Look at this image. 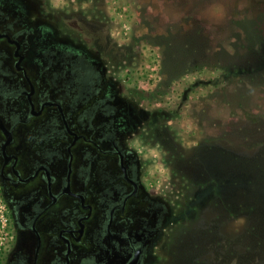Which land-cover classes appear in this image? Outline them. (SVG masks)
<instances>
[{
	"label": "flooded vegetation",
	"instance_id": "1",
	"mask_svg": "<svg viewBox=\"0 0 264 264\" xmlns=\"http://www.w3.org/2000/svg\"><path fill=\"white\" fill-rule=\"evenodd\" d=\"M49 1L0 0V197L9 220L0 264H159L181 206L150 181L137 136L164 140L170 115L132 97L97 45L61 36L47 20L58 16ZM70 4V21L99 17L97 5L91 16L81 1Z\"/></svg>",
	"mask_w": 264,
	"mask_h": 264
},
{
	"label": "rangeland",
	"instance_id": "2",
	"mask_svg": "<svg viewBox=\"0 0 264 264\" xmlns=\"http://www.w3.org/2000/svg\"><path fill=\"white\" fill-rule=\"evenodd\" d=\"M74 1L51 0L47 20L97 45L132 97L170 115L164 140L137 136L150 181L181 206L159 264H226L245 230L261 251L264 0H78L100 18L70 21ZM8 222L0 197V245Z\"/></svg>",
	"mask_w": 264,
	"mask_h": 264
},
{
	"label": "trees",
	"instance_id": "3",
	"mask_svg": "<svg viewBox=\"0 0 264 264\" xmlns=\"http://www.w3.org/2000/svg\"><path fill=\"white\" fill-rule=\"evenodd\" d=\"M263 200V198L260 199V201ZM253 231L254 230H245L243 232V239L242 241L240 240L238 250H236L234 254V251H231V254L236 257H232L229 253L226 264H264V245L261 251L258 250V242L253 240V237H251L252 234H249L251 232L253 233Z\"/></svg>",
	"mask_w": 264,
	"mask_h": 264
}]
</instances>
